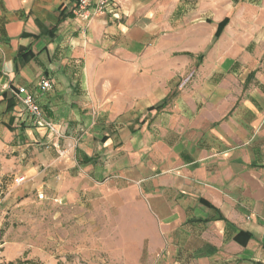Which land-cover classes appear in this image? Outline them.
Wrapping results in <instances>:
<instances>
[{
    "label": "crops",
    "instance_id": "1",
    "mask_svg": "<svg viewBox=\"0 0 264 264\" xmlns=\"http://www.w3.org/2000/svg\"><path fill=\"white\" fill-rule=\"evenodd\" d=\"M79 1L0 0L1 212L51 196L118 211L136 264H264V0L234 10L181 82L174 62L142 73L153 28L138 23L158 0H109L103 14L86 0V18ZM6 86L63 136L18 118Z\"/></svg>",
    "mask_w": 264,
    "mask_h": 264
},
{
    "label": "rangeland",
    "instance_id": "2",
    "mask_svg": "<svg viewBox=\"0 0 264 264\" xmlns=\"http://www.w3.org/2000/svg\"><path fill=\"white\" fill-rule=\"evenodd\" d=\"M261 1L158 0L154 17L138 23L153 28L139 53L144 59L142 73L164 75L174 62L180 78L185 63L195 60L198 66L212 58L220 39L215 38L220 22L227 17L230 20L234 10L258 6ZM215 24L213 34L211 27ZM180 82L170 86L177 90ZM173 96L167 95L152 107L164 105L153 110L164 108ZM2 198L0 195V205ZM119 222L118 211L83 210L63 205L51 196H29L7 214L0 210V264H136L135 244Z\"/></svg>",
    "mask_w": 264,
    "mask_h": 264
},
{
    "label": "built area",
    "instance_id": "3",
    "mask_svg": "<svg viewBox=\"0 0 264 264\" xmlns=\"http://www.w3.org/2000/svg\"><path fill=\"white\" fill-rule=\"evenodd\" d=\"M111 6L112 4L109 2V0H99L95 11L98 14H103ZM88 7L89 4L86 0H80L76 9L77 16L86 18ZM39 88L42 91H49L51 88L50 80L42 79L39 84ZM5 89L10 92L17 103L16 114L18 118L27 117L33 127L44 128L49 134H52L56 137L63 136L60 131L55 130L53 124L44 119L43 111L40 105L37 103L35 97L28 93L25 88L17 87L13 89L10 86H6Z\"/></svg>",
    "mask_w": 264,
    "mask_h": 264
},
{
    "label": "trees",
    "instance_id": "4",
    "mask_svg": "<svg viewBox=\"0 0 264 264\" xmlns=\"http://www.w3.org/2000/svg\"><path fill=\"white\" fill-rule=\"evenodd\" d=\"M228 20H229V17L225 18L222 22H220L218 24V28H217V31L215 33V38H218L223 30V28L226 26V24L228 23ZM164 105V103L162 104ZM161 105V106H162ZM161 106H157V107H151L150 110H153V109H159Z\"/></svg>",
    "mask_w": 264,
    "mask_h": 264
}]
</instances>
